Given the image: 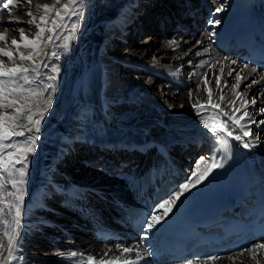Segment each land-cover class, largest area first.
Wrapping results in <instances>:
<instances>
[{"label": "bare ground", "instance_id": "1", "mask_svg": "<svg viewBox=\"0 0 264 264\" xmlns=\"http://www.w3.org/2000/svg\"><path fill=\"white\" fill-rule=\"evenodd\" d=\"M191 1L194 2L191 3L190 0H155L153 3L151 0H124L125 3L119 6V10L115 8L105 9L103 15L109 21V28L111 29L109 38L112 39L110 40L111 44L108 46H112V43L118 41H126L129 32L136 33L140 28L143 29V34H145L149 22L156 15L155 11L161 12L162 15L170 5L179 8L177 16L179 12L185 10V17L183 18L189 20V23L194 22V25H197L199 22H204L205 25L202 28L206 26L201 31L202 36L198 41L202 43H196L198 47H201V50L196 53L191 52L195 45L191 46L189 50L186 48L190 45L189 41H192L195 34H185V30H183L185 26L182 25H177L174 31L183 33L176 32L171 39H164V35L160 34H158L159 36L150 35L148 36L150 40L139 42L141 44L135 45L132 49L126 48L123 56L113 58L119 61L121 65L119 68L122 69L125 65L128 66L127 71L123 72L121 70V76H125L124 79L120 77L117 71L112 74V57L106 55L104 69L109 73L101 79L104 84L103 92L107 89L109 91L111 89L116 90L120 86L123 87L125 83H131L141 91L143 100L154 99L152 103L154 109L151 111L147 109V113H142L134 123L124 124L118 121L112 112L119 108L103 104L99 99V91L91 90L88 78L74 81L71 92L67 93L56 81L49 79L52 76L45 74L41 66L33 63L29 64L13 54V60L18 61L21 68L29 70L27 73L28 79L33 83L26 86L29 88L28 91L17 94L12 98L20 101L19 107L30 108L32 115L42 112L49 99L51 104L58 102L60 113L58 118L53 121L59 126V131L62 134V145L59 152L51 154V159L47 161L38 183L34 185L33 193L25 209V223L21 233L23 232L29 238H34L30 242L34 243L32 245L36 249L38 240L43 238L50 240L55 236L52 235L53 231L47 230L48 228H54V231L61 230V233H64V228L79 230L83 227H89L90 231L92 229L101 230L97 225L100 220L106 224V228L116 230L122 234L125 240H110L106 243V241L97 240L93 236L87 238L90 233H85V238H65L64 242H59L58 239L53 242L46 241L44 249L48 251L43 255L45 259L42 262L39 261L38 256L34 255L35 252L25 249V244H28L26 241H20L17 243V250L14 253L15 259L10 264H27L26 260L33 262H29L30 264H88L89 256L94 258L96 264H99L102 257L106 261L113 262V264H124L125 260L133 262V264H156L149 258L150 251L156 244L154 239L161 232L163 224L178 210L180 203L182 201L187 202L201 191L206 179L195 187H190L189 191L181 196L173 210L164 218L161 224L151 232H147L148 238L146 240L141 239L145 232L138 235L136 230L129 228L123 212L124 207L144 202L145 198L142 195L146 194V197H148V194L151 193L148 188L152 185L154 171L159 172L158 174L161 172L162 179L174 176L177 183L181 185L193 180L192 173L203 170L212 160L220 163L222 152L219 148L218 137L204 127L201 118L212 126H219L224 121H228L230 126L232 120L229 118L239 120L245 111L254 120L264 119V115L258 112L259 107L264 106V72L257 70L256 73H251V69L255 67L248 64L249 67L244 68L245 64L239 60L238 53L233 50L235 46L231 49H224L230 36H232V40H236L235 35L238 34L242 22H244V20L242 21V13L246 3L252 5L254 21L260 25L264 24V0ZM158 2H161V4L163 2L161 8L156 6ZM33 3H35V0H31V5ZM220 4L224 5L223 11L215 12L214 9L219 7ZM197 6H199L198 9ZM164 15H167L164 18L166 20L170 14L165 12ZM15 19L16 17H13L12 20ZM216 19L220 21L218 25L209 23L210 20ZM5 27V23H0V34L4 36V39L0 40V49L12 52L14 48L11 41L16 38L10 39L4 29ZM211 27H214V29H210ZM209 33H212V35H209ZM172 40L177 41V44H170L169 42ZM133 41L131 40V42ZM235 42H233V45ZM18 43L20 52L25 56H29L32 47L28 45V39L23 41L19 39ZM0 60H3L6 66L10 64L8 59L1 55ZM26 60L30 61L31 59ZM170 60L173 61L172 64H168ZM189 60L191 63H189ZM232 60H236L238 63L233 64ZM174 63L177 65L174 66ZM151 65L158 68V71L150 69ZM186 67H189L190 73L186 71ZM199 69L204 70V80L195 86L197 82L196 73ZM118 70L120 71V69ZM230 72L231 75H229ZM237 72L240 73L241 77L239 82L236 79ZM148 73L152 75L148 76ZM252 78H255L258 83L252 84L249 88L247 85ZM21 85H24L22 79L17 82V86ZM49 85H53L54 90L50 89ZM165 87H175L176 100L165 90ZM72 94L75 95L73 97L80 99L86 106L97 107L100 111L99 120L101 119V121L103 120L108 124H115L123 129L124 132L121 136L111 137V134L109 136L103 132L98 133L95 127L91 126L92 128H89L88 124L79 119L81 118L79 116V118H72L71 115L62 117V109L70 102ZM253 97L256 98L255 106L251 104ZM218 99L223 100L227 103V106L231 107L232 113L230 115L224 114L223 109L218 110L220 105ZM173 104L176 106H173ZM197 106L201 107L197 109ZM0 111L13 114L12 108H4ZM211 113H215L216 118ZM97 118V114H94L93 119ZM39 119H41L40 115ZM17 120L22 123L23 120L27 119L21 114ZM89 122L91 121L89 120ZM240 122L247 125V118ZM247 126L252 128L254 134L259 135L260 141L255 147L243 148L240 141L230 138L232 142L247 153L254 174L264 181V125L252 124ZM87 129L90 131H87ZM232 131L234 135L239 134L238 127L232 129ZM245 139L248 138L245 137ZM97 144L99 148H102L100 154L108 155L114 152L118 160L123 150L132 154H127L124 160H119L118 165L123 166V168L114 175L104 171L96 173V171L90 169H83L79 164L74 166V173H76L74 175H69L65 171L56 168L57 161L62 160L64 155L73 150L84 148L91 151L95 147L94 145ZM175 144H179L184 150H189L191 156L199 145L203 146L202 149H204L205 154L200 161L199 171L191 169L189 165L184 166L178 159V155L174 156L172 154ZM107 145H111L109 152L104 148ZM151 155L152 161L146 163L141 171L138 169L130 171L129 166L132 160H135L138 156L148 158ZM185 161H189V158L187 157ZM100 179H102V182H99ZM0 190L9 192V190ZM22 190L25 194L26 188H22ZM87 190H90L91 196L93 194L92 197L86 195ZM239 193L238 191L233 192L232 204L238 202L236 197L239 196ZM84 194L86 195L85 198ZM54 196H57L61 206L68 208L69 213L67 216H62L60 212L54 211L55 207L52 203H46L48 199ZM118 199L124 204L121 203V205ZM164 199L166 198L156 202L151 215L153 212L158 215L163 212V209L159 208V203ZM6 202V198L0 197V203L5 204ZM108 207L112 208L115 213L105 212L104 209ZM2 208L0 228H2L1 232L4 233L6 226L10 225L11 219L7 215V209L4 206ZM88 208L89 211L87 212ZM40 209H42L41 212ZM54 216L60 218L58 223L53 222ZM113 222L114 224H112ZM257 243H264V241L254 242L251 246ZM117 244L125 247H138L140 258L137 259L135 251L124 253L122 249L117 250ZM106 252L108 255L104 256ZM72 253L78 255L73 257ZM232 254L234 253L223 254L215 260L209 259V257L201 260L189 258L181 264H187V261H191V264H257V262L264 264V248L253 247L252 252L242 250L237 255ZM0 255V259H4L7 258L8 253Z\"/></svg>", "mask_w": 264, "mask_h": 264}, {"label": "rangeland", "instance_id": "2", "mask_svg": "<svg viewBox=\"0 0 264 264\" xmlns=\"http://www.w3.org/2000/svg\"><path fill=\"white\" fill-rule=\"evenodd\" d=\"M154 1L155 0H151ZM163 1V0H162ZM189 1V0H188ZM212 1V0H211ZM193 3L194 1H191ZM124 0H85V6L83 8V14L80 16H71L70 18L66 16V13L63 11L64 5L69 4V7H72V4L70 0H35V3L31 4H21L19 5L18 9H14L11 13V16L8 15L7 10L3 9L2 6H0V23L6 22L9 19H13V17H16V21H20L21 23L18 25H11L10 29L15 30H8L7 35L10 39L16 38L17 41L21 39L19 35V28L24 29L25 36L27 37L28 41L34 40L35 44L37 46L36 49L31 50V53L29 56L32 57L30 61L24 59L29 64H37L41 66L42 71L45 74H50L52 77H56L54 81H56L60 86H62V89L66 91L67 93L71 92L74 81L88 78L90 83V88H92V91H99L100 97L99 99L103 104H107L110 106H116L119 108L118 110H114L112 112L113 116L116 117L118 121L121 123L127 124V123H134L138 120L137 117L142 115V113H147L148 111H151L154 109L152 106L154 99L149 98L146 100H143L141 97V91L132 85L131 83H125L124 86L118 87L116 90H106L103 92L104 84L102 83L101 79L105 76V74H108L107 70L104 69L105 60L104 58L106 55L112 57V69L114 71H117L118 74H120V77L122 79L125 78V76H121V72L127 71L128 66L125 65L122 69L119 68L121 65L119 61H116V59H113L115 57L123 56L125 53L126 48H134L135 45H139L142 41H145L150 35L159 36L164 35V39H171L176 32L183 33L181 31H174L175 27L173 25V22H168L165 25H161L158 22V19L156 18L159 13L155 11L156 15L152 19L151 22H149V26L145 31V34H143V29L140 28L139 30L135 32H129L126 37V41H118L116 43H112V46H108L111 44L109 35L111 29L109 28V21L104 17L105 9L107 8H115L117 10L120 9L119 6H122L124 4ZM163 4V2H162ZM161 2H158L156 6H160L161 8ZM31 5V6H30ZM48 5L51 9L49 12H45L43 10V6ZM171 6V5H170ZM152 7V6H151ZM199 6H197L198 9ZM170 9H166V13H170ZM28 10H31L33 14L35 15V21L30 26L28 24V20L30 17H27L26 15H23L22 12H26ZM60 12V17H57L56 13ZM164 12V13H165ZM164 13L162 15H164ZM185 13V10L183 12H179V15L181 18H179V23L182 26H185L183 30H185V34L189 35L190 33L195 34L194 37H192V41L190 40V45L186 47L188 50L191 46L195 45V49H192V53H196L201 50V47H198L196 43L201 38V31L206 28L204 26V22L197 23V25H194V22H190L189 20L183 18V14ZM44 16L45 19L43 21L40 20V17ZM165 18V17H164ZM55 21V23H53ZM166 22L168 19L165 20ZM182 22V23H181ZM178 23V24H179ZM36 24H39L40 27L44 28L45 31L40 33L39 37L37 36V33L39 29L35 27ZM74 28V25H77ZM63 25V26H61ZM200 29L197 31L198 27ZM5 29V28H4ZM210 29H214V27H211ZM49 37H52L51 40H49ZM131 40H134L131 42ZM150 40V39H149ZM122 45V46H118ZM118 46V47H117ZM14 49H12L13 54L16 57L20 58V50L19 48L15 47V45H12ZM105 52V53H103ZM189 52V51H184ZM177 53V52H176ZM19 56H18V55ZM23 54V53H22ZM25 56V54H23ZM170 55V54H169ZM2 56V55H1ZM4 57V56H3ZM8 59L7 57H4ZM162 60V58H161ZM160 60V61H161ZM190 61V60H189ZM8 62L10 64H7L8 67H12L13 65H19L18 61L16 60H9ZM163 64L165 62H162ZM173 61L170 60L168 64H172ZM174 66L177 64L174 63ZM165 67V66H163ZM189 67H186V71H189ZM120 69V71L118 70ZM150 69L153 71H158V68H155L154 66H150ZM122 70V71H121ZM161 70V69H160ZM191 71H189L190 73ZM151 73H148V76H151ZM196 80L195 86L202 83L204 80V70L199 69L196 73ZM166 91L171 95V97L175 98L176 100V94L174 93L175 87H165ZM156 91V90H155ZM75 96L72 94V99L70 102H68L64 109H62V117H69L71 115L72 118L81 117L79 119L83 120L89 128L95 127V130L97 132L111 134L109 136L116 137L121 136V134L124 132L123 129H121L119 126L115 124H108L105 123L101 119L99 120V113L97 107L93 106H86L80 99L73 97ZM80 100V101H79ZM219 102V111L220 109L224 110V114H231L232 110L230 106H227V103H225L223 100L218 99ZM180 103V102H179ZM173 106H176L173 104ZM178 106V105H177ZM152 107V108H151ZM198 107V106H197ZM201 107V106H199ZM199 107L197 109H199ZM88 110V112H87ZM201 110V109H200ZM199 110V111H200ZM43 111V110H42ZM144 111V112H143ZM87 112V113H82ZM41 112L34 113L32 115L33 120L39 119V115ZM60 113L59 110V103L54 102L51 104V107L47 109L43 113V120L40 124V131L36 132L34 127L31 132L28 131L29 127H32V125L28 124L27 120H23L22 123H19L18 120H16V123L26 125L25 127L16 129L17 131H22L24 133L23 136H14L10 140H5L2 143L5 145L2 150H0V184H3L4 190H9V192H2L0 190V197L6 198V203L2 204L0 203V206H4L7 209V215L10 216L11 223L10 225L6 226L5 232H1L2 228H0V244L4 245L3 247H0V254L6 255L8 253L7 251V240L8 236L13 234V229L15 228V225L13 223V218L15 217L16 211H15V205L16 200L14 196L10 195L12 193H17L18 189L26 188V193L23 194V200L20 207V225L18 229H15L17 235L14 237V244L17 246V243L20 241L27 242L28 244H25V249L31 250L32 252H35L34 255L39 257V261L42 262V260L45 259L43 256L46 251L44 249V246L46 245V241H54L58 239L59 242H64L66 239H73L75 237L85 238V233L87 232L86 228L81 229H71V228H64V233H61V230H55L54 228H46L48 231H53L54 237L50 238V240H45V238L38 240L36 242V249L33 247L31 239L34 240V238L27 237L26 234L23 232L21 233V230L24 227L25 223V209L28 205V200L30 199L33 190L34 185L38 183L39 178L41 176L42 171L44 170L46 163L48 160L51 159V154H55L59 152L60 147L62 145V134L59 131V126L54 123V119L58 118V115ZM97 114V119H93V115ZM85 115V116H84ZM211 115L216 118L215 113H211ZM86 117V118H85ZM88 117V118H87ZM84 118V119H83ZM92 118V119H89ZM89 120L91 122H89ZM94 122H93V121ZM104 122V123H103ZM95 123V124H94ZM85 124V125H86ZM94 124V125H92ZM88 128V129H89ZM87 131H90L88 130ZM106 130V132H105ZM36 136L38 139L36 140V144L34 146V151L28 152L27 148L30 145L29 137ZM203 146L198 147L196 150H194V154L191 156L189 155V150H184L179 144L174 145V150L172 154L174 156L178 155V159L181 161V163L184 166L189 165L191 169H195L196 171H199L197 168V164L200 166V161L202 160L204 153V149H202ZM184 150V151H183ZM55 151V152H54ZM89 151V152H88ZM84 151L83 149L79 150H73L67 155H64L62 157V160L57 161L56 168H59L61 171H65L69 175H74L76 173L74 166H77L79 164L80 167L83 169H90L92 171H96V173L104 171L109 172L110 174L114 175L117 173L120 169L109 167L105 168L102 167V165H110L111 162L107 161V158L101 157L98 158V160L95 163H92L95 161L94 157L90 158L92 155H96L97 153ZM92 151V150H91ZM74 152V153H73ZM11 154V156L9 155ZM26 163H20L17 161H25ZM189 158V161H185L186 158ZM91 161V162H90ZM152 161V155L144 161L143 158H138L136 161L132 163L130 167H132V171H136L139 169L140 171L145 167L146 163H149ZM21 167H24L25 169V176L24 180L27 181L24 184H20V175L18 169ZM29 178V179H28ZM12 181H17L16 187L12 186ZM31 182V184H29ZM99 182H102V179L99 180ZM30 185V186H29ZM28 190V191H27ZM28 193V194H27ZM86 195L90 194V190H87ZM85 197V196H84ZM59 199L57 196L52 197L51 199H48L46 202L47 204L52 203L55 207L53 209L54 211L60 212L62 216H67L69 213L68 208H65L61 206L58 202ZM92 203V202H91ZM94 204V202H93ZM42 209L39 211L41 212ZM112 210V209H110ZM89 211V208L87 212ZM105 211V209H104ZM109 211V210H108ZM107 212V209H106ZM54 223H58L59 219L57 216L53 217ZM57 221V222H56ZM1 227V226H0ZM69 227V226H68ZM68 229V230H67ZM76 231V232H75ZM7 233V234H5ZM70 233V234H69ZM52 234V235H53ZM60 237H58L59 235ZM66 234V235H65ZM58 235V236H57ZM66 237H64V236ZM30 242V243H29ZM46 248V247H45ZM238 253L232 254L237 255ZM1 256V255H0ZM27 264L33 263L30 260H26ZM30 262V263H29ZM12 263V262H10ZM42 264V263H40Z\"/></svg>", "mask_w": 264, "mask_h": 264}, {"label": "snow or ice", "instance_id": "3", "mask_svg": "<svg viewBox=\"0 0 264 264\" xmlns=\"http://www.w3.org/2000/svg\"><path fill=\"white\" fill-rule=\"evenodd\" d=\"M72 7H69V4H65L63 11L66 13L67 17H71V16H80L83 14V8L85 6V0H70ZM31 4V0H0V6H2L3 9L7 10V13L9 16H11V13L14 9H18L19 5L21 4ZM224 9V5L220 4L219 7H216L214 9L215 12H221ZM43 10L47 13L49 12L51 9L49 8L48 5H44L43 6ZM23 15H26L27 17H30V19L28 20V24L31 26L34 21H35V15L33 14V12L31 10H28L26 12H22ZM57 17H60V12L56 13ZM45 19L44 16L40 17V20L43 21ZM6 24L5 27V31L8 30H15V29H10L11 25H18L21 22L20 21H16V20H12L9 19L6 22H4ZM53 23H55V21H53ZM209 23L212 24H216L218 25L220 23V21L218 19L216 20H210ZM63 26V25H61ZM78 26L74 25V28ZM35 27L37 29H39L37 36L39 37L40 33L44 32L45 29L40 27L39 24H36ZM19 35L21 37V40H25L27 39V37L25 36L24 33V29L23 28H19ZM209 35H212V33H209ZM4 36L3 34H0V40H3ZM52 37H49V40H51ZM170 44H177V41L172 40L169 42ZM198 43H202V42H198ZM12 45H15L17 48H19V43L16 39H13L11 41ZM28 45H30L33 49H35L36 44L34 40H30L28 41ZM0 55L7 57L9 60L13 59V53L10 51H5L4 49H0ZM20 58L23 59H32L31 56H24L22 53L20 54ZM225 59H227V57H225ZM233 64L238 63L236 60H232L231 61ZM189 63H191L189 61ZM249 66L247 64L244 65V68H248ZM35 71V70H33ZM29 72V70L27 68H21L19 65H13L12 67H8L5 65L3 60H0V109H4V108H12L13 109V114H8L7 112H3L0 111V150L3 149V147H5V145L2 143L5 140H10L12 137L14 136H23L24 133L22 131H17L16 129L18 128H22L25 127L26 125L23 124H18L16 123V120L18 117L21 116V114H23V117L27 119L28 124L32 125V127L28 128V131L31 132L33 130V127L35 129L36 132L40 131V124L44 118L43 113L45 111H47L48 108L51 107V100L49 99L46 104L44 105V109L43 111L40 113L41 119H37V120H33L32 119V112L31 109H25L23 107H19V103L20 101L17 99H13L12 97L16 96L17 94L20 93H24L26 91L29 90L28 87L31 85L33 82L30 81L28 79V75L27 73ZM257 69L252 68L251 69V73H256ZM229 75H231V72L229 73ZM23 80L24 81V85L21 86H17V82L18 80ZM49 79L55 80L56 77H49ZM236 79L239 82L241 77H240V73L237 72L236 73ZM258 83V81L255 78H252L250 83L247 85V87H251L252 84H256ZM50 89H53V85H49ZM223 99V97H222ZM251 104L253 106L256 105V98L253 97L251 99ZM195 107V105H194ZM259 114L264 115V106L259 107L258 109ZM245 118H247V125H252V124H260V125H264V119L262 120H254L252 119V117L250 116V114L245 111L243 116L240 117L239 120L237 119H232V123L229 126L228 121H224L223 123H220L219 126H212L210 125L208 122H204L203 118L202 122L204 124V127L206 129H208L213 135L215 136H219L221 133L225 134L228 137H232V139L236 140V141H240L241 145L243 148H252L255 147L256 144L259 143L260 138L258 134H254L252 131L251 127H248L245 124H241V120H244ZM11 122V123H9ZM239 128V134L234 135L232 129L234 128ZM245 137H247L248 139H245ZM38 139V137L36 136H31L29 137L30 140V145L27 148L28 152H32L34 151V146L36 144V140ZM219 142L224 145L225 148H227L229 146V141L226 139H220ZM11 156V154H9ZM26 157H25V161L21 162V161H17L20 163H26ZM224 165L223 163H216L215 160H212L211 163L207 164L206 167L203 168V170H200L199 172H193L192 176L194 177L193 180H190L188 183H183L181 185H179V188L177 191H174L172 193H170L168 195V198L164 199L161 203H159V208L163 209V212L161 214H156L155 212L152 213L151 218L150 219H146L144 221V223L146 224V230H145V235L141 238L143 240H146L147 237V232H151L153 229H155L159 224H161V222L164 220L165 217H167L169 215V213L173 210V207L176 205L177 201L180 200L181 196H183L185 193H187L190 189V187H195L197 184L201 183L203 180L207 179V177L211 174V172L215 169V168H222ZM197 168L199 169V164H197ZM19 171V175H20V180L19 183L23 184L24 183V176H25V169L24 167H21L20 169H18ZM17 185V181H12V186L16 187ZM4 185L0 184V189H3ZM12 196H14L15 200H16V205H15V217L13 218V223L15 225V228L13 229V234L8 236V240H7V251H8V255L7 258L4 259H0V264H10V262L15 259L14 253L17 250L16 245L14 244V237L15 235H17L15 229L19 228L20 225V203L23 200V190L22 189H18L17 193H12L10 194ZM3 211V208H0V212ZM7 234V233H5ZM4 245L0 244V247H3ZM254 248H264V243H257L254 244L253 246L245 249L244 251H249L252 252ZM116 249L120 250L122 249V251L124 253H131L133 251L136 252V257L137 259L140 258V251L138 247H125L122 246L121 244H117L116 245ZM73 257L77 256V253H72L71 254ZM82 255V254H80ZM108 253H104V256H107ZM255 255V254H253ZM117 259H119V257H117ZM209 259L215 260V259H219V257L217 256H210ZM88 264H96V261L94 260V258L92 256L88 257ZM99 264H113V262L110 261H106L103 259V257L100 259ZM124 264H133V262H129L127 260L124 261ZM187 264H191V261H187ZM257 264H259V262H257Z\"/></svg>", "mask_w": 264, "mask_h": 264}]
</instances>
